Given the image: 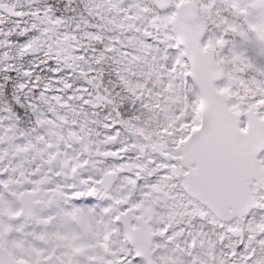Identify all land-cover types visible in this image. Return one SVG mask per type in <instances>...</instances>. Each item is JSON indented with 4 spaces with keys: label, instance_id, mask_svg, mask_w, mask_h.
<instances>
[{
    "label": "snow or ice",
    "instance_id": "1",
    "mask_svg": "<svg viewBox=\"0 0 264 264\" xmlns=\"http://www.w3.org/2000/svg\"><path fill=\"white\" fill-rule=\"evenodd\" d=\"M0 264H264V0H0Z\"/></svg>",
    "mask_w": 264,
    "mask_h": 264
}]
</instances>
